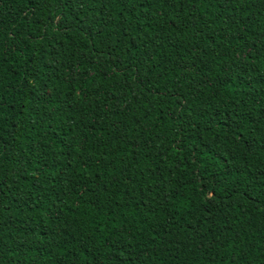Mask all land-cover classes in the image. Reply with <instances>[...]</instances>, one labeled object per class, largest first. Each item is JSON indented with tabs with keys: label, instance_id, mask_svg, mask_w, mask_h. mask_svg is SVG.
<instances>
[{
	"label": "trees",
	"instance_id": "16d2710c",
	"mask_svg": "<svg viewBox=\"0 0 264 264\" xmlns=\"http://www.w3.org/2000/svg\"><path fill=\"white\" fill-rule=\"evenodd\" d=\"M0 264H264V0H0Z\"/></svg>",
	"mask_w": 264,
	"mask_h": 264
}]
</instances>
